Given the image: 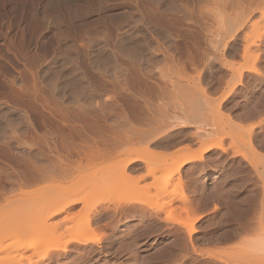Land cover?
<instances>
[{
    "label": "rangeland",
    "instance_id": "374dc122",
    "mask_svg": "<svg viewBox=\"0 0 264 264\" xmlns=\"http://www.w3.org/2000/svg\"><path fill=\"white\" fill-rule=\"evenodd\" d=\"M55 1L56 2H54V0H50L49 2L48 0H0V15L1 16L4 15L2 13L3 11H6L10 7L18 6L21 3L26 2L28 5H33L35 7V12L33 13L32 17H36L35 19L37 18L38 19L34 20V18H32L33 20H30L31 26L38 25L37 26L38 29L36 31L41 30L43 27L44 28L42 32L40 31L41 34L39 33V31H38V35L36 34L37 35L35 38L36 45L34 44V46H32L33 48L31 47L32 49L30 48L31 51L37 50L38 53L37 52L36 53L39 55L41 54L44 55V53L45 55L46 54L50 55L57 50L59 51L60 46L62 47L60 50L61 53L64 51L63 49H65V52H63V54H61V56L59 57L60 59H63L61 60V62H60V59H57V62L54 61L55 63L53 62V63L46 64V62L45 63L43 62L46 66L43 63L42 65L40 64L35 65V63H29V62H21V63L18 62L17 63L15 61H12L13 64L7 63L8 65H6L5 67V64L0 62V132L1 131L3 132V133L1 132L0 134H5V136L13 135L16 137V140H12L8 146L3 145L5 148L3 147L2 149L0 148V264H264V252H262L259 249L257 251L256 247H252V246H257L258 243H255V242L258 241L259 237L261 239V237H263L264 235V232H263L264 231V226H263L264 225L263 223L264 222L263 220L264 219V213H263L264 212V201H262L263 200L262 199V195H263L262 180H264V166L262 163L259 162V159H258L261 156H264V141H261L262 139L264 140V126H263L264 125V103H263L264 97H262L264 96L263 95L264 94V58H263L264 57V39L262 38V41L259 45V50H258L259 58H257L258 61L256 65L258 72L248 71L249 73L248 72L246 73L240 69L245 75L247 74L248 76L250 74V76L245 77L243 75L241 77L243 81L242 82L243 85L242 86L238 85L239 87L236 89V91H234V93L229 92V93L224 94V89L227 88L226 82L227 81L230 82V79L232 80V78H234L232 77L234 76L232 74H234L235 72L233 70L235 68L237 69V67L238 68L241 67V65L243 66L244 64V61L242 60V52L240 48L241 46L239 47L238 45H236L235 48L237 49L234 50V47H233L231 48L232 51L229 50L225 52L227 56L224 53L225 55L224 58L226 62H228L224 66H221L217 61H208L206 64H208L207 66L210 67L209 71L211 69L209 75H208V72H206L208 71V67L204 65L202 61H200V63L202 62L201 64L199 63V60H198L194 62V64L192 65L191 64L192 61L191 62L189 61L192 60V55L197 52L196 48L194 47H196L195 42L199 40V39L198 40L195 39V38H198L197 37L198 35L197 34H189V35L186 34V33H192L190 32V30L191 31L194 30L193 28L192 29L190 28L191 26L187 28V31L190 28L188 32L186 31L185 33L184 31H182L184 33H181V30H183L184 28L186 29L187 26L185 27V24L186 23L188 24L187 21L190 19V17L188 18V15L187 17L185 15L184 16L186 17L185 20L186 19L188 20L186 21L184 20V23L185 22L186 23L183 24L182 22L183 20L179 21L183 17L181 16V14L178 13L181 16V18L180 16H178V14H177V17L175 16V18H172L171 16L169 17L170 13L168 12L169 8H173L174 5H175L174 8L176 9V7L180 3V0H171V1L170 0H159V1L158 0L157 1L156 0H61V1L58 0L60 3L57 2V0ZM153 1H156V2H153ZM61 3L62 4L65 3V5L63 4L64 7L62 6ZM154 3L155 4L157 3V4L155 5ZM158 4H160L161 6H159ZM57 6H59V8ZM153 7L154 8L156 7L155 8L156 11L160 7L164 9L163 10L162 8H160L159 10L162 9L161 12H164L165 14L167 13L166 16L164 13L163 14L161 13L162 15L166 17L165 22L157 21L159 20V17L158 18L156 17L158 16V13H155V10H153ZM148 8L150 11L151 9L152 11H154L153 13L156 15L155 17L157 18V20L154 18L153 13H151V15L148 14L150 12V11L148 12ZM174 8L173 10L171 9L172 13L175 10ZM54 9L56 12L58 11V14L55 11H53ZM145 9L147 10V13ZM144 11L147 15L150 16V18L153 17L154 20L153 19L150 20L149 16L147 18L146 14L145 16L142 15ZM44 12L46 13L50 12L49 13L50 15L54 13L52 16L55 15L54 16L55 18L60 16L58 17L59 19H55V22L60 21V23L62 22V24H60L59 22H56V23L54 22L55 24L52 23L51 26H46V24L44 25V24L37 23L36 21L40 19V17L44 14ZM59 13H61L62 16L59 15ZM68 13H71L69 15L70 19L69 18L67 19ZM56 14H57V17H56ZM167 15L169 18L173 20L175 19V21L178 17L180 18V19L179 18L177 19L178 21L177 23L174 22L173 20L172 21L176 23V25L178 26L181 24H182L181 25L182 27L184 26L183 29H181L182 28L181 26L178 27L180 30L179 32L182 34V36L184 35L183 37L179 36L181 35L179 34V32H178L179 35L175 34L177 33L175 30H178V28L171 20L168 21ZM64 17L66 20L64 19V21H61ZM160 17L162 18V21H164L163 19L164 17L162 16ZM145 19L147 20L145 21ZM155 20L158 22V24L160 23V25H158L155 22ZM3 21L4 19L1 21V23ZM151 21H154L153 24ZM192 21L193 22L191 23H194L193 25L195 27L196 24H195L194 19ZM38 22H41V20H39ZM64 22L66 23L67 26L64 24ZM147 22L149 24H147ZM171 22L173 23V25H175L174 27L172 26ZM179 22H182V23H179ZM30 23L28 24L30 25ZM57 23L59 27L57 26ZM150 23L152 25H150ZM255 24H256V27L253 29V36L255 37L259 35L261 37H264V21L256 20ZM41 25H43L42 28H41ZM52 25H55L54 27H56V29L50 28L52 27ZM45 26L48 30L45 28ZM125 26H128V29L129 30L131 29L130 30L131 32L133 30V33H131L130 31L129 32L126 31L128 32L127 33L128 35L125 34L124 33L125 31L123 29L128 30L127 27ZM134 26H136L137 28H135ZM33 27H36V26H33ZM39 27L41 29H39ZM122 27H125V28H122ZM119 28H122L121 30L124 31L123 34L125 36L133 37V38L131 37V39L129 37V39L133 43L129 39H126V41L128 40L129 42L134 44L133 45L134 49L136 48L138 52L141 50L144 51V50H147V48L148 49L150 48L149 50L150 52L148 50H147L148 53L146 52L147 55L146 53H141L142 51L139 52L142 54L141 56H144L145 58L141 57L142 58L141 59L140 55L139 57L137 55L138 58L134 56L136 59H134L132 56L133 58L132 61L134 64L131 63L132 62L131 60H130L131 62L129 61L130 59L129 57L132 55V53L130 52H134L136 49L135 50L133 49L132 51V48H130L129 45H127L131 43H129L128 41H127L128 43L125 42V38L127 37H125L121 31L120 33L122 35L118 36ZM174 28H177V29H174ZM27 29L28 30L30 29L29 31L31 32H35V30H31L29 26L27 27ZM59 29L63 30V32L58 31ZM134 30L138 32V35L141 33L140 34L141 36L139 35L140 37H138L137 35L138 39L142 37L140 41L137 38L135 40L136 34L134 35V32H135ZM52 31H55V32H52ZM166 31L169 33H167ZM16 32H17L16 29L12 27H6V26L1 27L0 26V43L3 41L8 42V43L14 42L17 36L16 35L13 36V35ZM45 32H48V33L45 34ZM58 32H59L60 37H62L63 35L65 36L61 38L60 40L62 43L58 39L55 38L62 44V45L58 44L59 47L57 46V43H56L57 41L56 42L53 41L54 37H56L54 33L58 34ZM193 33H197V31L196 32L193 31ZM166 34L168 36L170 35L171 37H173L172 41L169 40L171 37L169 36V39H168V36ZM198 34L200 35L199 37L201 38L200 40L202 41L203 37L201 36L200 32ZM165 35L167 36V39H164L166 38ZM190 35L194 36L193 37L194 42H192L193 41L191 39L192 36L190 37L191 40L188 39V36ZM52 36L54 37L52 38ZM117 36L121 38V39L119 38L120 42L118 38H117L118 40L116 39ZM60 37H58L57 35V38L60 39ZM51 38L53 40H51ZM122 38L124 41H122ZM141 40H144L145 42L144 41L141 42ZM121 41L125 44L127 43L126 44L127 47ZM134 41L136 42V45H138V43L140 44L137 47H135L136 45ZM165 41H166V44H167V41L168 42L170 41V43L173 42L171 44H174V43L175 44L173 46L170 44L171 47L168 49L167 47H165L166 46V44H164ZM201 41H198V42H201ZM144 43H146V45L148 43L150 47L149 46L147 47ZM176 43H177V46H176ZM141 44H143V46L145 45L147 48L144 46L146 49L143 47L142 49ZM158 44L161 45L160 46L161 48L162 47L165 49L167 48L168 54L171 53L173 56L170 54V55H167L168 57L166 56V58H163L160 52L159 53L156 52L157 54L151 55L152 54L151 51L155 49L154 46L156 47V45ZM162 44H164V46ZM55 45L57 46V49L55 48L56 47ZM120 46L122 47L121 49L123 48L126 49L129 47L131 51L130 49H126V50H128L127 53H130V55H128L126 51H125L126 53L125 54L123 52L124 49L123 50L120 49L119 51ZM174 46H176L175 50H174ZM138 47H140L139 48L140 50L138 49ZM192 47L193 49L196 50V52L192 51ZM0 54L6 55V51L3 50L0 52ZM104 55L105 57H103ZM127 55H128V58H127ZM154 55L156 56L155 58H154ZM188 55L191 57L190 59ZM158 56H160L161 58ZM169 57L173 61L170 60L171 61L170 62ZM67 58L71 59L70 62L73 61L72 63H75V64L72 65V63H70L68 61L69 59ZM101 58H103V60L106 58L105 64L107 63L109 65L113 62V60H115L117 64L113 62L115 65L112 63L114 66L111 68V65H112L111 64L109 68L107 64H106L107 66L104 64V61H101L102 60ZM110 58H114V59H110ZM139 58L141 59V61L149 58L148 60H151V61H144V63L152 62L155 64V66L159 64V62L155 63V61H158L159 58L160 60H164V59L166 60L164 61L159 60L161 62L159 64V68L158 66H156L155 68V66L153 65V67L156 69L155 71L154 68H153L154 70L152 69V65H151L152 63H150L151 66L149 65V63H147L148 66L147 65L143 66L145 67L143 69H141V67H138L140 66V64L141 66L144 65V63L142 64L140 60H137ZM167 59H168V62L165 63ZM66 60L68 61V63L66 62ZM94 60L95 61L97 60V62H95ZM62 61H65L64 67H63V64L61 65V63H63ZM98 61H101L102 63L100 64V62ZM135 62H137V64L140 63L137 66L139 68L140 73H143L144 69L145 70L152 69L154 73L157 72V74L158 73L160 74L162 70L168 73L173 72V74H170L172 77L179 78L181 76L182 80L183 78L184 79L188 78L189 80H191L193 76L195 77L198 76L199 79L201 78L200 81L201 80L204 81L203 82L204 85L203 83H201L202 82L201 81L200 82L201 84L199 85L201 89H198L199 88L198 86H196L194 89L191 88V91L192 92L194 91V93L196 94L195 95L193 93V96L195 97L198 95L199 97L200 90L201 91L203 90L204 92L208 91L212 93V94L208 92L206 93V95L211 99H215L217 101L216 98H218V101H219V98H220L221 99L220 101L222 102V104L220 105L222 106V108H226L227 106L226 108L227 111H225V109L223 110L222 108H220L221 106H219V112L222 113L223 115L230 116V119L236 123L238 122V124L240 125L239 128L242 129L241 132L240 130L239 131L236 130L237 132L232 130L233 134L231 135V137L228 138V140H226L224 147L225 148L227 147L226 148L227 151L229 150L228 152L229 157L226 158L225 160L226 170L224 171V173H221L222 175L220 178L215 179L213 181L211 180V178H208V180H204L202 184L203 185L205 184V186L203 187L200 186L199 184L198 186L197 185L192 186L194 185V183H190L188 180V177L185 175L187 165L181 169L180 174L178 173L179 175L175 174L172 176L169 183L175 189L174 196H176L177 198L181 200L180 201L177 200L173 202L172 207H171L172 212H170L171 214H168L169 216H167L166 213H163L164 215L162 214V217H161L162 219L158 220L159 223L157 220H154L155 218L150 219V217L152 216L147 218L149 215L144 213V210L146 211L149 208L152 209L151 205L156 206L159 203L158 202L159 199H157L158 197L152 198L151 196L150 198V196H147V199H148L147 200L148 202H147L145 199L146 196L144 197L145 188L141 186L139 189H137V188H132L131 186V184L133 185L134 183L135 175H138L137 173L139 172L137 171L132 172L130 170H126L125 172L126 174L124 173V174H121L120 176V174L118 173L119 176H116L118 174L115 171L114 172L116 173V175H114V172L109 173L105 171L106 172L105 173L103 170L106 167L113 166L117 162L118 158L116 157V155H117L118 149L124 150L127 147L126 143L117 144L118 138H120L119 136L121 135L124 136V134H126V131H123L125 133L122 132L121 134V130L122 129L127 130V128L126 127H122L121 129L119 128L120 131L118 130V128L117 129L115 128L116 131L117 130L119 131L118 134H115L114 132H111L113 130L109 128V126L111 127L110 125L111 120L108 121L109 117L107 119L103 118L105 122L101 121L103 120L102 117H98L95 119L91 118L93 121L94 120L97 121L98 119L97 125L98 124L99 125L97 126V131H96L95 130L96 126H92L93 125L92 123L94 122H91L92 125L90 126L94 127L95 129L92 130V127H89V129L85 128L86 130H88L87 132H89V130L91 131V133L89 132L88 134L84 132L85 130L84 127H86L85 123L92 121L91 119L86 117L88 115L86 116L84 115V117L82 115L81 116L76 115L78 118H80V120L78 119L79 122L81 121L80 123L77 121L74 122V120L77 118V117L75 118V116H73L72 119L69 118L70 110L72 112L71 113L72 115L74 113L77 114V112L72 111V109L76 105L74 103L76 102H73V104L69 103L73 101V95L77 92L80 93V95L77 93L79 95V98H81L80 96L83 93L84 94L82 95V97L83 96L85 97L86 95L88 96L90 94L92 95L93 92L89 93L92 90L86 91V89L87 90L94 89L96 91H99L100 93L96 91L93 93L95 96H97V99L99 96L102 97L105 95L104 99L100 97L99 100L102 99L104 101L106 99L109 103L107 106L110 105V107H112V109L108 108L109 109L108 111L106 104H105L106 107L103 104L102 105L103 107L102 106L101 107L107 109V110L105 109V113L107 111V113L109 112V115H110V114H113L115 110L117 111V109L113 107V106H116V108H118L117 105L119 102L117 100L119 99L128 100L129 98H131V97H126V95H124V93H126V90L123 89L122 87L124 88L127 87L128 86L127 84L131 81L133 82L135 80L137 81L138 75H140L138 73L136 75V72L138 71V69H135L137 71L134 73L135 71L134 68L137 65L135 64ZM69 63L72 65L70 66V69L72 67H73L72 69H74L73 71L69 69L70 72L68 70ZM211 63L213 66L212 68L210 66ZM202 64L205 66V69ZM130 65L134 68L133 69L130 68L131 67ZM36 66L37 67L39 66V67L37 68ZM102 66L105 67L103 68L106 69V71L102 68ZM10 67H12L13 69ZM79 67L81 69V72L77 71ZM146 67H149V68H146ZM160 67H162L161 70H159ZM101 68H102V71L100 70ZM200 69H201V72L199 71ZM202 69L205 71L203 72ZM242 69H245V68H242ZM57 70H59V72L61 71L62 73L61 72L58 73ZM237 70L235 72L236 74L235 78L238 76ZM71 71L73 72V75ZM131 71H133L135 78L137 79L133 80L134 77L129 76L130 74H133ZM147 71L144 73L149 76L150 72L152 71H148V73ZM181 72H183L182 73L183 75L181 74ZM20 73L21 75H19ZM77 73L80 75H78ZM81 73L83 74V77ZM204 73H206L205 74L206 76H204ZM155 74H154V77H156ZM159 74L157 76H159L160 78ZM251 74L252 76L253 75L255 76V80L256 78H261V79H257L255 82L254 77H253L252 79L253 81H252ZM53 75H55L56 77H58L59 75L57 82H55L56 78L54 79L55 76L53 77ZM74 75L80 76V77H76ZM184 75L185 77H182ZM210 75L212 76V78ZM75 77L76 78L82 77V79L80 81L79 79H75ZM128 77H131V80H129V82H127V80L129 79ZM149 77L151 78V79L149 78L150 80L154 79V77L153 78L151 76ZM203 77H208L210 80H212L211 82H213V84H211V82L209 81L210 86L209 87L205 86L209 84L208 82H207L208 84L206 83V81H208V78L207 79L205 78L206 79L205 81ZM159 78L157 77L154 80L156 81V79H159ZM219 78H221L223 82L220 81L221 79L219 80ZM19 79L20 80L23 79V80L19 82ZM195 79L198 80L197 78H194V80ZM258 80L260 82H258ZM16 81L18 82L16 83ZM73 81L75 82V84L73 83L74 85L71 84V87H69L70 82H73ZM101 81L105 84V86L100 85V83L103 84ZM97 82H99L98 84L101 86L100 88L101 90L99 89L100 86L97 85ZM120 82L122 83L125 82L126 83L124 84L125 86H123L122 83ZM246 82L250 83V85ZM11 83H13V85H11ZM15 83L17 86L19 85L23 87L21 88L19 86L17 87ZM18 83H21L22 85ZM52 83H55V84L53 85ZM58 83L60 85L59 89H58V86H59ZM114 83H117V84H114ZM220 83H223V85L225 86H222V84ZM94 84H96L97 87ZM118 84L121 86V88ZM215 84L218 85L219 87H217ZM55 85L57 86L58 91H56L57 89L55 88L56 87ZM116 85L118 86L116 87ZM118 87L120 88V90L121 89L123 90V91L122 90L121 91L119 90V91L123 92L121 94L124 95L125 98L123 96L122 98H120V95H121L120 92L117 93ZM244 87L248 88L249 92L245 91L247 90L245 88L244 91L246 93H244L243 91ZM249 87L250 88L252 87L251 88L252 90H249L250 89ZM209 88L210 90L211 89L212 90L209 91ZM72 89L75 91L76 89H78L79 91H76V92L74 91L75 93H73L72 95L71 93ZM85 91H86V94H85ZM251 91H254V92H251ZM87 92L89 94H87ZM188 92L190 93V89L188 90ZM70 94L72 97V101H69L71 100L70 97L66 98V96H69ZM217 94H219L220 96H218ZM118 95L119 97H116ZM231 95H235V97ZM57 96H59L58 98H60L59 99L60 101H61V98L63 97L61 102L64 101V104L58 101L57 100L58 98L55 99V97ZM213 96H216V97H213ZM237 96L239 99L237 98ZM245 97L247 98V100ZM53 98L55 101H52ZM66 99L69 104H67ZM133 99L134 97H132L130 100H133ZM106 100L104 103H106ZM136 100H133V101L138 104L140 100L138 98H136ZM257 100H259V102ZM133 101H132V104H134ZM157 101L160 102V100H157ZM235 101L237 104L233 103ZM254 101L257 102V104L254 103ZM56 102H58L57 105L55 104ZM113 102L117 103V105H115ZM260 102H262V105H260ZM121 103H124V102L120 101L119 104ZM141 103L142 102H140L139 104L140 106H138L137 104H134L133 108L135 107L134 109L137 111L138 107L140 108L142 106ZM160 103H163V102L161 101ZM226 103L227 104L229 103V104L227 105ZM242 103H244V105L246 106L242 105ZM111 104L113 106H111ZM58 105L60 106L58 107ZM64 105L70 108V110L68 108L69 114L66 113L67 109L64 107ZM233 105L235 109L233 108ZM238 105L240 107H238ZM254 105L255 107L257 105L260 106L259 108L256 107V109L257 108L260 109L261 112H259V110L257 112L256 109L253 108ZM70 106H74V107L72 108ZM167 106H170V105H167ZM249 107H250V112H251V109H253L254 114L259 113L260 115L259 114L253 115L251 112L254 119L251 118L252 116L251 114H249L250 112L248 110ZM167 108L168 107H166V109ZM171 108L170 109L168 108L167 110H169V112H174L175 116L177 117L176 122L178 120L179 121L177 124L176 123L174 124L175 126L174 125L170 126L169 127L170 130L167 128L166 129L167 132L164 131L163 134L167 135L170 132L172 135L174 134L176 136L178 135L182 136L183 132H184V135H186L185 133H188L189 130L194 131V129H192V128H195L194 123H193L194 126L192 125V123H190V126H189L188 121H186L189 119L181 118L180 116L181 114L179 110L172 108L173 109L172 111ZM228 108H230V110ZM176 110L178 112H176ZM236 113H238L239 116H237ZM60 116L61 117L65 116L67 118V119H64L66 120L65 122L67 124L63 123L64 122L63 118L65 117L60 118ZM85 117L88 118L90 121L89 120L87 121V119L85 120L84 119ZM232 117L235 119H233ZM248 117L250 120L248 119ZM10 119L12 121H10ZM258 119L262 123H260ZM208 120L210 119L208 118ZM96 121H95V124H96ZM99 121H101L102 125L104 123V127H105V124L106 126L109 124L107 128H109L110 131H108L109 129L107 130L106 127L105 128L102 127L105 130V132L106 130L108 131L106 132L108 134L103 133L104 132L103 129H102V133L98 132V128L99 130L101 128ZM253 122L258 123V125L256 124V127L258 126L259 129L255 127V131L259 130L258 133L261 132V134L259 133L260 135L258 136L260 137V139H258V137L251 138L250 140L251 143L249 147L250 149L248 150L247 143L244 141L246 140V138H244L245 136L244 137L241 136L243 135L241 133L244 129H247L246 127H249L251 124L253 125ZM62 124L64 126L66 125L65 129ZM70 125L72 126L70 127ZM183 126H186V127H183ZM61 127H63V129ZM67 127L73 130H74L73 127H77L76 130L79 131L78 132L79 134L77 133L78 135H76L75 137L71 136L76 130L74 131L70 130L73 133L72 132L69 133V131H67L68 130ZM59 129L62 131H60ZM14 130H15V133H13ZM80 130L82 133L84 132V135L80 133ZM63 131L65 134L63 133ZM93 131L96 133V135L101 136V138L103 139H106V137H109V139L110 138L113 139L115 135L118 138L115 137L113 142L115 141L116 142L112 144L113 142L107 141L108 138L107 140H101L99 137L95 135ZM238 133L241 135L239 136ZM63 135L65 137V138L63 137L64 139L61 138ZM79 135L80 136L87 135L88 137L86 136L85 138H83V136L80 137ZM78 136L80 138H78ZM236 136H238L243 141L237 138ZM256 139L258 140L256 141ZM12 142H16V143H12ZM152 147L150 146L149 148L153 153H163L165 154L166 157H171L172 155L175 154V152L179 150H185L187 147L192 148L196 146L194 144H191L189 146L188 143L185 144V142H181L180 144H177L176 146L174 145L168 146L169 148L168 147H165V148L157 147L156 148L154 146ZM233 147L234 149L236 150L238 149L239 151L240 149H242V151L248 150L246 151L248 154L246 152L242 153L240 151V153H242L243 156L239 155L240 154L239 152L237 153V155L235 154V156H233L234 151H232L233 153L232 152L231 153L233 157H231L230 150H234ZM39 150L40 152H43V153H40ZM18 151H23V158L21 156V159H20L19 155H21L22 152H18ZM165 151L167 153H165ZM212 151L215 152L217 150L214 149ZM212 151L208 152V156L210 157L211 160H213L215 157L214 155H216ZM38 153L41 155L45 153L47 156H50V158H47L46 155H42V156H45V157H42ZM244 155L246 156L244 157ZM207 159L209 160V158ZM137 163H140V162H137ZM207 163L208 165L210 164V162L208 161ZM256 164L258 165V167ZM253 165L257 167L258 169L257 171L253 170ZM38 167L42 168L41 170L44 176L35 179L33 178L35 174H33L32 172L35 171L39 173L40 169L37 170ZM96 168H101L100 174H99V171L97 172L98 174L97 176L95 175V173L89 174L91 171H93ZM64 169L65 171L67 169L69 173L68 172L65 173V171H63ZM105 170H107V168ZM108 171H111V170L109 169ZM142 172H143L142 169H140V173ZM129 174L132 176H130ZM84 175H87L86 179L80 183H77V179ZM164 175H165L164 173L159 174L157 178L159 180H162L164 178L163 177ZM27 176L30 177V180L27 182H24L23 179ZM64 188L69 190L70 192H73L75 189L81 191L82 195L83 196L85 195L87 198L85 205L84 203L82 204V202H77L74 204V206L68 209L66 208L65 211H61L60 213L56 214V216H54L53 218H50V217L46 218L47 214H49L56 208V206L53 205V202H54L53 200L57 197L59 191ZM138 196L141 199L142 198L144 199V203L146 204L145 205L142 204V205L144 206V208L146 207L145 209H142L141 207L142 205H139ZM183 198L187 200V202L186 201L185 202L188 203L189 205L188 204L186 205V203H183L184 202ZM181 201L183 204L187 206V209H193L195 220L197 218V220L194 221V227H193L194 232L193 233L191 232L192 234L191 237L190 235L188 236V234L184 231L182 233L180 232L179 234H177L174 232V229H173L176 225V222H178L177 220H179V217L180 219H182L184 218L186 214V212H184L186 210V206L181 204ZM149 205L151 207H149ZM138 207H140L143 210V212ZM173 207H174V210H173ZM99 211H100V214H97V212ZM101 211L103 212L101 213ZM261 216L263 218H261ZM59 225H61V227ZM243 225L245 226L243 227ZM47 226H50V229L48 228V230H46V233L43 235V237L37 241V238L34 234L35 228L42 229L45 227L47 228ZM56 226H57V229H56ZM245 227H247L248 229ZM24 229L25 231L29 230L24 233L28 236L27 238H25V240L34 244V247H32V250L24 254H39V256L38 257L34 256L30 259H27L26 257H21V259L17 261H13L11 258L8 257L7 254H14V253L10 252L7 246L11 238L19 234ZM30 229H32L33 231ZM51 233H55L53 237L54 239L53 238L51 239ZM70 235H78L82 238V240L84 239L85 241L80 240L83 243L78 241V242H72L66 245L65 243H67V241L69 240ZM252 242L254 245L252 244ZM250 244H252V246ZM64 245L67 246L66 250L63 249ZM183 247H185L186 249L185 248L183 249ZM253 249L256 251H251ZM259 251H261L262 253ZM41 257H43V259L39 260Z\"/></svg>",
    "mask_w": 264,
    "mask_h": 264
},
{
    "label": "bare ground",
    "instance_id": "6f19581e",
    "mask_svg": "<svg viewBox=\"0 0 264 264\" xmlns=\"http://www.w3.org/2000/svg\"><path fill=\"white\" fill-rule=\"evenodd\" d=\"M50 0H48V2H49ZM61 1V0H60ZM157 1V0H156ZM156 1H153V2H156ZM159 1V0H158ZM171 1V0H170ZM22 2V1H21ZM32 2H34V1H32ZM52 2V1H51ZM54 2H56L55 0H54ZM57 2H59L58 0H57ZM66 2V1H65ZM161 2V1H160ZM159 2V3H160ZM36 3V2H35ZM60 3V2H59ZM58 3V4H59ZM52 4V3H51ZM62 4V3H61ZM64 5H65V3H63ZM63 4H62V6H63ZM155 4V3H154ZM157 4V3H156ZM155 4V5H156ZM176 4H178V3H176ZM48 5V4H47ZM50 5V4H49ZM159 6H161L160 4H158ZM56 6V5H55ZM60 6V5H59ZM59 6H57L58 8H59ZM150 6H151V4H150ZM149 6V7H150ZM40 7V6H39ZM49 7V6H48ZM64 7V6H63ZM173 7V6H172ZM174 7H175V5H174ZM173 7V8H174ZM57 8V9H58ZM66 8H67V6H66ZM151 8V7H150ZM156 8V7H155ZM154 7H153V10H155V13H158V16H156L153 12L154 11H152V9H151V11L149 10V8H148V14L149 15H151V13H153V15H154V18L157 20V18L159 17V20H157V21H161V22H165V16H166V14L164 13V12H161L162 11V7H160V8H162L161 10H157L156 11V9H155ZM173 8H169V13H170V15H169V17L171 16L172 18H175V16L177 17V14L179 13V14H181V16H183L182 17V19H180L181 18V16L178 14V16H180V20L179 21H182L183 22V24H185L184 23V20H185V18L187 17V15H188V18L190 17V22H189V20L188 19H186V20H188L187 22H188V24L186 23L185 24V27H186V29L184 30L183 29V27L181 26V25H179V26H181L182 28L181 29H183V30H181V33H186V31H187V28L188 27H190L191 29L193 28L194 30H190V32H192V33H186L187 35H189V34H197L196 36L198 37V38H195V39H199L198 41H201L200 39V35L198 34L199 32H200V34H201V36L203 37L202 39V41L201 42H198V41H196L195 43H196V45H195V43H194V45L196 46V47H194V48H196V50H197V52H196V50L195 49H193V47H192V51L193 52H196L195 54H193L192 55V60H190L189 62H191L192 61V65L194 64V62H196V61H198L199 60V63H200V61H202L203 62V64L204 65H208V64H206L208 61H217L221 66H224L226 63H228V62H226V60H225V55H226V53L225 52H227V51H229V50H231L232 51V49L231 48H233L234 47V50L235 49H237V48H235V46L236 45H238L240 48H241V52H242V60L244 61V64H243V66L241 65V67H237V74H238V78L236 77L235 78V76H236V74H235V72H236V70L234 69L233 71H235L234 72V74H232V75H234V76H232V77H234V78H232V80L230 79V82L229 81H227L226 82V89H224V94H226V93H229V92H233L234 93V91H236V89L239 87V86H242L243 85V81H242V79H241V77L244 75L245 77H248V76H250V74L247 76V74L245 75L243 72H258L257 71V67H256V65H257V58H259L258 57V50H259V45H260V43H261V41H262V38L264 39V37H261V36H253V29L256 27V24H255V21L257 20V21H264V0H180V3H179V5L176 7V12H175V10L173 11V13H172V10H173ZM52 9V8H51ZM172 9V10H171ZM67 10V9H66ZM164 10V9H163ZM53 11H55V9L53 10ZM52 11V12H53ZM65 11V10H64ZM145 11H146V13H147V10L145 9ZM145 11L143 12V14L142 15H144L145 16ZM35 12V7L33 6V5H28L26 2L25 3H21V4H19L18 6H14V7H10L9 9H7L6 11H3L2 13L4 14V15H0V26L1 27H4V26H6V27H12V28H14V29H16V33L13 35V36H17L16 37V39H15V41L14 42H10V43H8V42H5V41H3V42H1L0 43V52L1 51H6V55H1L0 54V62H2V63H4L5 64V67H6V65H8V64H13L12 63V61H15V62H19V63H21V62H29V63H35V65H42V63L44 62H46V64L47 63H53L54 61H56L57 62V59H60L59 57L61 56V54H63V52H65V49H63L64 51L61 53V46L59 47V45L58 44H61L62 42L60 41L61 40V38H63V37H65L63 34V36L62 37H60V35H59V32H58V34H55L54 33V35L56 36V37H54V36H52V38L54 37V40L51 38V40H53L54 42H56L57 43V46L59 47V51L57 50V51H55V52H53L52 54H46L45 55V53H44V55H39V54H37L38 53V51L36 50V51H31L30 50V48L32 47V46H34V44L36 43V40H35V38H36V36L38 35V31H39V33H40V31L42 32V30H43V25H41V28L39 27V29H41V30H38V31H36L38 28H37V26L38 25H32L31 26V23H30V20H33L32 18H34V20H37V19H35L36 17H32L33 16V13ZM51 12V13H52ZM56 12V11H55ZM68 12H70V11H68ZM71 12H73V11H71ZM50 13V12H49ZM48 12L46 13V12H44V14L40 17V19L39 20H41V22H43V23H41V22H38V21H36L37 23H40V24H46V26H51V24L52 23H54L55 22V19H59L58 17H60V16H58L57 17V14H58V11L56 12L57 14H56V17L57 18H55L54 16H52L53 14H49ZM65 13V12H64ZM64 13H63V15H64ZM164 13L165 14V16L164 15H162V14ZM168 13V14H169ZM171 13H172V15H171ZM175 13V14H174ZM71 13H68V17H67V19L70 17L69 15H70ZM73 14V13H72ZM140 14V15H141ZM59 15H61V13H59ZM66 15V14H65ZM74 15V14H73ZM72 15V16H73ZM141 15V16H142ZM147 15V14H146ZM149 15H147V18H148V16ZM162 16V17H164L163 19H164V21H162V18L160 17V16ZM186 15V17H184ZM35 16V15H34ZM62 16V15H61ZM67 16V15H66ZM76 16H77V14H76ZM140 16V17H141ZM157 18H156V17ZM193 16V17H192ZM167 17H168V15H167ZM168 17V21L169 20H173V19H171V18H169ZM146 18V17H145ZM149 18H150V16H149ZM154 18L153 17H151L150 18V20H154ZM177 18V19H178ZM4 19V21L1 23V21ZM64 19H65V17L61 20V21H64ZM70 19V18H69ZM177 19H176V21H175V19L173 20L174 22H178L177 21ZM194 19V21H195V27H194V23H191V22H193L192 20ZM66 20V19H65ZM80 20V19H79ZM147 19H145V21H146ZM149 20V21H150ZM155 20V22L158 24V22ZM185 20V21H186ZM144 21V22H145ZM148 21V22H149ZM172 21V22H173ZM35 22V21H34ZM33 22V23H34ZM56 22H59L60 23V21H56ZM55 22V23H56ZM66 22V21H65ZM64 22V24L66 25V23ZM147 22V24H149ZM152 22V24H153V22L154 21H151ZM171 22V23H172ZM173 22V23H174ZM182 22H179V23H182ZM28 23H30V25L28 24ZM54 23V24H55ZM156 23H155V25H156ZM170 23V22H169ZM173 23H172V26L174 27L175 25H176V23H174L175 25H173ZM191 23V24H190ZM60 24H62V22L60 23ZM63 24V25H64ZM123 24V23H122ZM122 24H120V25H122ZM146 24V23H145ZM151 23H150V25H152ZM31 28V30H35V32H31V31H29L28 29H27V27L28 26ZM79 25H81V24H79ZM84 25V24H83ZM154 25V26H155ZM158 25H160V23L158 24ZM157 25V26H158ZM169 25V24H168ZM33 26H36V27H33ZM46 26H45V28H46ZM55 25H52V27H50V28H55L56 29V27H54ZM57 26H58V23H57ZM67 26V25H66ZM142 26V25H141ZM178 25H176V27L178 28L179 27ZM32 27H33V29H32ZM59 27V26H58ZM60 27H62V26H60ZM65 27V26H64ZM79 27V26H78ZM82 27V26H81ZM125 27H127V29H128V26H125ZM125 27H122V28H125ZM135 28H137L136 26H134ZM171 27V26H170ZM172 27V28H173ZM35 28V29H34ZM67 28V27H66ZM122 28H119V33H120V31L122 32V34H123V32L125 33V34H127L130 30L128 29V30H125V29H123L124 31H122L121 29ZM132 28V27H131ZM134 28V29H135ZM177 28H174V29H177ZM189 28V29H190ZM198 30H197V29ZM47 29V28H46ZM46 29H44V30H46ZM54 29V30H55ZM64 29V28H63ZM116 29H117V27H116ZM189 29H188V31H189ZM48 30V29H47ZM65 30V29H64ZM160 30V29H159ZM49 31H50V29H49ZM56 31V30H55ZM55 31H52V32H55ZM58 31H62L63 32V30H61V29H59ZM126 31H128V32H126ZM135 31V30H134ZM177 33H175V34H178V32L180 31L179 30V28H178V30H175ZM182 31H184V32H182ZM187 31V32H188ZM193 31H197V33H193ZM37 32V33H36ZM44 32V31H43ZM117 32V33H118ZM131 32V31H130ZM140 32V31H139ZM142 32V31H141ZM167 32V31H166ZM46 33H48V32H45V34ZM57 33V32H56ZM118 33V36H121L122 34L120 33L119 34ZM131 33H133V30H132V32ZM167 33H169V32H167ZM180 32H179V34H181ZM37 34V35H36ZM41 34V33H40ZM39 34V35H40ZM136 34V35H135ZM141 34V33H140ZM139 34V35H140ZM164 34V33H163ZM174 34V35H175ZM178 34V35H179ZM53 35V34H52ZM57 35H58V37H60V39L59 38H57ZM124 35V34H123ZM128 35V34H127ZM129 35H130V33H129ZM132 35V34H131ZM134 35H135V40H136V38L138 39V37H140L139 35H138V32L137 31H135L134 32ZM133 35V36H134ZM137 35H138V37H137ZM167 35V34H166ZM165 35V36H166ZM186 35V36H187ZM116 37V39L118 38H120V37ZM125 36V35H124ZM143 36V35H142ZM168 36V35H167ZM167 36H166V38H164V39H167ZM170 36V35H169ZM169 36H168V39H169ZM179 36H182V34L181 35H179ZM184 36V35H183ZM182 36V37H183ZM192 35H190V36H188V39H190V37H191ZM49 37H51V36H49ZM48 37V38H49ZM125 37H127V36H125ZM130 37V36H129ZM129 37H127V38H125V42H127L126 41V39H129ZM132 37V36H131ZM131 37H130V39H131ZM171 37V36H170ZM193 37L194 36H192L191 37V39L193 40ZM58 39V40H56V39ZM133 38V37H132ZM172 38L173 37H171L169 40H171L172 41ZM185 38H187V37H185ZM117 39V40H118ZM121 39V38H120ZM120 39H119V42H120ZM129 39V40H130ZM140 39H142V37L140 38ZM140 39H138L139 41H140ZM190 39V40H191ZM50 40V41H51ZM65 40V39H64ZM134 40V39H133ZM53 41H52V43H53ZM63 41V40H62ZM122 41H124L123 40V38H122ZM121 41V42H122ZM131 41V40H130ZM142 41H144V40H141V42ZM129 42V41H128ZM127 42V43H128ZM132 42V41H131ZM131 42H129V43H131ZM135 42V41H134ZM145 42V41H144ZM164 42V41H163ZM175 42V41H174ZM192 42H194V40L192 41ZM55 43V44H56ZM64 43H65V41H64ZM63 43V44H64ZM74 43V42H73ZM76 43V42H75ZM80 43H81V41H80ZM79 43V44H80ZM118 43V42H117ZM123 43V42H122ZM126 43V44H127ZM133 43V42H132ZM127 44V45H129V47L130 48H132V51H133V49H134V44ZM162 43V42H161ZM171 43H173V42H171ZM170 43V41L168 42L167 41V44H166V41H165V43L164 44H166V46L165 47H167L168 49L171 47V45L173 46L174 44H171ZM123 44H125V43H123ZM126 44H125V46H126ZM140 43H138V45H139ZM145 45H146V43H144ZM164 44H162L163 46H164ZM171 44V45H170ZM36 45V44H35ZM62 45V44H61ZM81 45V44H80ZM79 45V46H80ZM135 45H136V42H135ZM138 45H136L135 47H137ZM142 45V46H141ZM140 46H141V48L143 47V48H145L146 46L148 47H150V45H148V43H147V45L144 47L143 46V44H141ZM159 45V44H158ZM156 45V47L154 46V48L157 50H152V48H151V55H153V54H157L156 52H160V54H161V56L163 57V58H166V56L167 55H170V54H168V50H167V48L165 49V48H161L160 46L161 45ZM193 45V44H192ZM56 46V45H55ZM57 46L55 47L56 49H57ZM64 46V45H63ZM122 46V45H121ZM120 46V48H119V51H120V49L123 47H121ZM124 46V47H125ZM176 46H177V43H176ZM176 46H174V50H175V47ZM237 46V47H238ZM127 47V46H126ZM126 48V49H130V48ZM146 47V48H147ZM152 47V46H151ZM238 47V48H239ZM33 48V47H32ZM31 48V49H32ZM35 48V47H34ZM36 48H38V47H36ZM54 48V49H55ZM64 48V47H63ZM140 47H138V49H139ZM142 48V49H143ZM145 48V49H146ZM178 48V47H177ZM74 49V48H73ZM124 49V48H123ZM123 49H121V50H123ZM126 49H124V53H125V51H126V53H127V51L128 50H126ZM136 49V48H135ZM134 49V50H135ZM172 49V48H171ZM35 50V49H34ZM77 50V49H76ZM140 50V49H139ZM147 50L149 51L150 50V48L148 49L147 48ZM147 50H141V51H139V52H141V53H146L147 52ZM173 50V51H174ZM130 51H131V49H130ZM129 51V52H130ZM137 52V54H136V52ZM134 52H130V53H132V55L129 57L130 59H129V61L131 60L132 61V59L134 58V59H136V58H138L139 57V55H140V58L141 57H144V56H141L142 54L141 53H139L138 51H137V49L135 50ZM177 51V50H176ZM191 51V52H192ZM37 52V53H36ZM70 52V51H69ZM74 52V51H73ZM122 52V51H121ZM150 52V51H149ZM169 52H171V51H169ZM75 53V52H74ZM73 53V54H74ZM105 53V52H104ZM125 53V54H126ZM130 53H127L128 55H130ZM139 53V54H138ZM148 53V52H147ZM147 53H146V55H147ZM173 53V52H172ZM224 53H225V55H224ZM230 53V52H229ZM71 54H72V52H71ZM102 54V53H101ZM108 54V53H107ZM123 54V53H122ZM124 54V55H125ZM176 54V53H175ZM191 54V53H190ZM75 55H77V54H75ZM99 55V54H98ZM97 55V56H98ZM106 55V54H105ZM105 55L103 56V57H105ZM128 55H127V58H128ZM137 55H138V57H137ZM145 55V56H146ZM159 55V54H158ZM172 55V54H171ZM110 56V55H109ZM112 56V55H111ZM126 56V55H125ZM132 56H133V58H132ZM136 58H135V57ZM173 56V55H172ZM178 56V55H177ZM189 56V55H188ZM227 56V55H226ZM64 57V56H63ZM77 57V56H76ZM102 57V56H101ZM107 57V56H106ZM113 57V56H112ZM150 57V56H149ZM156 56L154 55V58H155ZM158 57H160V56H158ZM168 57V56H167ZM171 57V56H170ZM170 57H169V61L171 60L170 59ZM175 57V56H174ZM137 59V60H140V62H142V64L144 63V61H151V60H148V59H145V60H142L141 61V59ZM145 58V57H144ZM143 58V59H144ZM153 58V57H152ZM161 58V57H160ZM160 58H159V60H160ZM162 58V59H163ZM191 57L189 56V59H190ZM261 58V57H260ZM264 58V57H263ZM67 59H69V58H67ZM96 59V58H95ZM98 59V58H97ZM102 60L101 61H104V64H105V59L103 60V58H101ZM108 59V58H107ZM110 59H114V58H110ZM61 60H63V59H60V62H61ZM153 60V59H152ZM158 60V59H157ZM155 61V59H154V61H155V63L156 62H159V64L161 63L160 61H164V60H166V59H164V60H160V61ZM174 60H176V59H174ZM178 60H180V59H178ZM177 60V61H178ZM69 62L71 61V59H69L68 60ZM68 61L66 60V62L68 63ZM95 61V60H94ZM101 61H98V62H100V64L102 63ZM130 61V62H131ZM153 61V62H154ZM171 61H173V60H171ZM170 61V62H171ZM60 62H59V64H60ZM63 63H61V65L63 64V67L65 66L64 65V62L65 61H62ZM73 62V61H72ZM72 62H70V63H72ZM95 62H97V60L95 61ZM110 62H112V61H110ZM109 62V63H110ZM113 62L114 63H116L117 64V62H115V60H113ZM112 62V63H113ZM168 62V59H167V61H165V63H167ZM201 62V63H202ZM217 62H216V64H217ZM8 63V64H7ZM43 63V64H44ZM55 63V62H54ZM69 63V68H68V70L70 69V66H72L73 64H75V63H72V65ZM111 63V64H112ZM113 63V64H114ZM131 63H133V61L131 62ZM147 63H149V65H150V63H152V62H146V63H144V65H142L141 66V64L140 63H138V64H140V66H138V64H137V62H135V64H137L136 65V67L134 68V67H132L131 65V67L130 68H134V70L135 69H138V71L137 70H135L134 71V73L136 72V75H137V73L138 74H140V75H138V79L137 78H135V75H134V73H133V71H131L133 74H130L129 76H133L134 77V79L133 80H135V79H137V81H136V83H135V81L133 82V81H131V82H129V80H131V77H128L129 79L127 80L126 78V80H127V82H129L126 86L127 87H122L123 89H125L126 90V93H124V95H126V97H134V99L133 100H136V98H138L139 100H140V102H142L141 104H142V106L139 108L138 107V109H137V107H136V109H137V111L133 108V106H134V104H137L136 102H134L133 100H130L131 98H129L128 100H126V99H122V100H120L119 98V100L122 102H124V103H121V104H119L120 103V101L119 100H117L119 103H118V105H117V103H115V102H113L115 105H117V107L118 108H116V106H113L112 104H111V106H113L115 109H117V111L115 110L114 111V113L113 114H110L109 115V112L107 113V111H106V113H105V109L106 108H102L103 106V104H104V106H105V104H106V106L109 104L108 103V101L106 100V103H104L105 102V100L103 101L102 99L101 100H99V98L101 97V96H99V95H101V94H99L98 96V99H97V96H95L93 93L96 91V90H94V89H86V91H89V90H92V91H90L89 93H92V95L90 94V95H86L85 97L83 96L82 97V95L84 94L83 93V91L85 90V88H84V90L82 91V95L80 96L81 98H79V95H80V93L79 92H77V93H75L76 91H79L78 89H76V91L75 90H73L72 89V95H73V93H75L74 95H73V101H72V97H71V94L69 95V96H66V98L67 97H70V99L71 100H69V101H72V102H69V103H71V104H73V102H76V103H74V104H76L75 105V107L74 106H70V107H74L73 109H72V111H74V112H77V114H71L72 112H71V110H70V108L69 107H67L66 105L67 104H69L68 102H67V99H66V102H67V104L66 105H64V107L67 109L65 112L66 113H68L69 112V110H70V117L69 118H73V116H75V118L77 117V116H83L84 117V115L86 116V115H88V116H86V117H88L89 119H91V118H98V117H102V119L103 118H108L109 117V119H108V121H110V125H111V127L109 126V128H111V130H113V131H111V132H114L115 134H118L119 133V131H120V129L122 128V127H126L127 128V130H121V134H122V132L123 131H126V134H124V136H119L120 138H118V137H116V135H115V137L116 138H118V143L117 144H119V143H126V145H127V147L124 149V150H119L118 149V151H117V155H116V157L118 158L117 159V162L113 165V166H110V167H106L107 168V170H105V169H103L104 170V172L106 171V172H109V173H112V172H116L117 174L119 173L120 174V176H121V174H124L125 172H126V170H130V171H132V172H139L140 173V169H142V173H137L138 175H135V178H134V183H133V185L131 184V186H132V188H137V189H139L141 186L142 187H144L145 188V194H144V197H145V199H146V201L148 200L147 199V196H150V198H151V196H152V198H157V199H159V200H161V201H159L158 200V204L156 205V206H153V205H151L152 206V209L151 208H149L148 210H144V213H146V214H148L149 216L147 217V218H149L150 216H152V217H150V219L151 218H155L154 220H161L162 218V214L163 213H166L167 214V216H169L168 214H171L170 212H172V204H173V202H175V201H177V200H181V199H179V198H177L176 196H174V194H175V189H174V187H172L171 185H170V183H169V181H170V179L172 178V176L173 175H177L178 173L180 174V171H181V169L184 167V166H186V171H185V175L188 177V180H189V182L190 183H194V185H192V186H198V184L200 185V186H205V184L203 185L202 184V182L204 181V180H208V178H211V180L213 181V180H215V179H218V178H220L221 177V173H224V171L226 170L225 169V160H226V158H228L229 157V150L227 151V147L225 148L224 147V145H225V143H226V140H228V138L229 137H231V135L233 134L232 133V130L233 131H239L240 130V132H241V130L242 129H240L239 127H240V125L238 124V122L236 123V122H234V121H232L231 119H230V116H228V115H223L222 113H220L219 112V106H221L220 104H222V102L220 101L221 99L219 98V101H218V98H216L217 99V101L215 100V99H211V98H209L207 95H206V93L208 92H204L203 90L201 91L200 90V95H199V97H198V95L197 96H193V93H194V91L192 92L191 91V88L192 89H194L196 86H198L199 88L198 89H201L200 88V84L201 83H203L204 81H200V79H199V77L197 76V77H195V76H193V78L191 79V80H189L188 78H186V79H184L183 78V80H182V78H181V76L179 77V75H178V77L179 78H175V77H172L170 74H173V72H171V73H168V72H164V71H162L161 70V68L162 67H160V69L159 70H161V72H160V78H159V76H157L158 74H157V72H153V70L156 68V66H158V68H159V64L158 65H156L155 66V64L154 63H152L151 65H152V69L154 68L153 67V65L155 66V68L152 70L151 68V70H149V69H144V71H143V73H140V71H139V68L138 67H141V69H143V68H145V67H143V66H146L147 65ZM179 63V62H178ZM200 63V64H201ZM213 63V62H212ZM212 63H211V68L213 67L212 66ZM215 63V62H214ZM96 64H98V63H96ZM107 64V63H106ZM105 64V65H106ZM111 64H107L108 65V67L110 68V65ZM111 65V68L115 65ZM134 64V63H133ZM132 64V65H133ZM202 64V65H203ZM210 64V63H209ZM45 65V64H44ZM106 65V66H107ZM150 65V66H151ZM203 65V66H204ZM214 65V64H213ZM46 66V65H45ZM48 66V65H47ZM138 66V67H137ZM148 66V65H147ZM37 67V66H36ZM39 67V66H38ZM37 67V68H38ZM50 67V66H49ZM104 66H102V68H103ZM116 67V66H115ZM193 67H195V66H193ZM202 67V66H201ZM208 67V71H206V72H208V75H209V73H210V71H211V69H210V71H209V66H207ZM10 68H12V67H10ZM13 68H14V66H13ZM12 68V69H13ZM53 68H55V67H53ZM73 68V67H72ZM70 69V70H74V69ZM102 68L100 69L101 71H102ZM105 68V67H104ZM103 68V69H104ZM146 68H149V67H146ZM242 68H245V69H242ZM50 69V68H49ZM131 69V70H132ZM140 69V70H141ZM168 69V68H167ZM194 69V68H193ZM197 69V68H196ZM204 69H205V66H204ZM243 70V72L241 71V70ZM14 70H15V68H14ZM37 70V69H36ZM70 70H69V72H70ZM105 71H106V69H104ZM152 71V72H150V74H149V76H151L152 78L154 77V74H155V76L156 77H154V79L155 78H159V79H156V81L153 79V80H150L151 78L147 75V74H145L144 72H146V71ZM165 70V69H164ZM170 70V69H169ZM184 70V69H183ZM203 70V69H202ZM58 71V73H60L59 72V70H57ZM57 71H55V72H57ZM71 71V72H72ZM77 71H80L81 72V69H80V67H79V69L77 70ZM148 71H147V73H148ZM155 71H156V69H155ZM158 71V70H157ZM171 71V70H170ZM200 72H201V69L199 70ZM205 70H203V72H204ZM232 71V72H233ZM68 72V71H67ZM75 72H76V70H75ZM74 72V73H75ZM130 72V73H131ZM142 72V71H141ZM248 72V73H249ZM38 73H39V71H38ZM62 73V72H61ZM79 73V72H78ZM77 73V74H78ZM183 72H181V74H182ZM185 73V72H184ZM18 74V73H17ZM32 74V73H31ZM36 74V73H35ZM52 74V73H51ZM56 74V73H55ZM66 74V73H65ZM71 74V73H70ZM180 74V75H181ZM187 74V73H186ZM206 73H204V76H206L205 75ZM19 75H21V73L19 74ZM18 75V76H19ZM34 75V74H33ZM69 75V74H68ZM72 75H73V72H72ZM78 75H80V74H78ZM81 75H82V77H83V74L81 73ZM153 75V76H152ZM183 75V74H182ZM188 75V74H187ZM207 75V76H208ZM17 76V77H18ZM55 75H53V77H54ZM66 76V75H65ZM74 76H76V75H74ZM73 76V77H74ZM128 76V75H127ZM189 76V75H188ZM211 76V75H210ZM251 76H252V74H251ZM53 77H52V79H53ZM58 77H59V75H58ZM58 77H54V79L56 78V81L55 82H57V79H58ZM67 77V76H66ZM76 77H80V76H76ZM75 77V79H79L80 81H81V79H82V77L81 78H76ZM132 77V78H133ZM137 77V76H136ZM182 77H185V75L184 76H182ZM244 77V78H245ZM253 77H254V80H255V76L253 75L252 76V78L251 77H249V78H251V80L253 79ZM260 77V76H259ZM150 78V79H149ZM181 78V79H180ZM194 78H197L198 80H194ZM207 79L208 77H203V79ZM211 78H212V76H211ZM222 78V77H221ZM221 78H219V80L221 79ZM50 79V78H49ZM124 79V80H125ZM206 79H205V81H206ZM214 79V78H213ZM257 79H261V78H256V80ZM23 80V79H22ZM22 80H20L19 79V82L20 81H22ZM67 80V79H66ZM123 80V81H124ZM125 80V81H126ZM217 80V79H216ZM248 80V79H247ZM246 80V81H247ZM256 80H255V82H256ZM63 81V80H62ZM78 81V80H77ZM212 81V80H210L209 78H208V81H206V83L208 84V85H205V86H210V82ZM220 81H222L223 82V80L221 79ZM253 81V80H252ZM18 81H16V83H17ZM53 82V81H52ZM64 82V81H63ZM63 82H62V84H63ZM102 82V81H101ZM201 82V83H200ZM254 82V83H255ZM258 82H260L259 80H258ZM9 83V82H8ZM16 83H15V85H16ZM22 83V82H21ZM21 83H18V84H21ZM75 84V82L73 81V82H70V86L69 87H71V84ZM77 83V82H76ZM80 83V82H79ZM99 82H97V85L98 86H100V85H103V86H105V84L103 83V84H101L100 83V85L98 84ZM120 83H122V82H120ZM205 83V84H206ZM246 83H248V82H246ZM53 85L55 84V83H52ZM57 84V83H56ZM73 84V85H74ZM82 84V83H81ZM81 84H79V85H81ZM114 84H117V83H114ZM124 84H126L125 82H123L122 83V85L123 86H125ZM211 84H213V82H211ZM218 84H219V82H218ZM220 84H222V86H225V85H223V83H220ZM249 85H250V83H248ZM252 84V83H251ZM11 85H13V83H11ZM22 85V84H21ZM53 85H52V87H53ZM58 85H59V83H58ZM95 86H96V84H94ZM119 85V84H118ZM118 85H116V87L118 86ZM203 85H204V83H203ZM216 85V84H215ZM239 85V86H238ZM247 85V84H246ZM246 85H244V86H246ZM17 86V85H16ZM19 86V85H18ZM17 86V87H18ZM56 86V85H55ZM62 86V85H61ZM114 86V85H113ZM120 86V85H119ZM204 86V87H205ZM217 87H219L218 85H216ZM215 86V87H216ZM20 88L21 87H23V86H19ZM59 87H60V85L58 86V89H59ZM63 87V86H62ZM61 87V88H62ZM97 87V86H96ZM96 87H95V89H96ZM214 87V86H213ZM56 89H57V86L55 87ZM60 88V89H61ZM81 88V87H80ZM101 88V86L99 87V89ZM120 88H121V86H120ZM120 88L118 87L117 89H118V91H117V93L118 92H120L121 90H120ZM223 88V87H222ZM242 88V87H241ZM245 88L246 87H244V89H243V91L245 90ZM250 88V87H249ZM252 88V87H251ZM249 89V90H252V89ZM54 89V88H53ZM55 89V90H56ZM58 89L56 90V91H58ZM65 89V88H64ZM64 89H63V91H64ZM71 89V88H70ZM99 89H97V90H99ZM103 89H105V88H103ZM116 89V88H115ZM114 89V90H115ZM190 89V93L188 92V90ZM197 89V90H198ZM208 89V88H207ZM214 89V88H213ZM220 89V88H219ZM219 89H217V90H219ZM247 90H245V91H248V88H246ZM20 90V89H19ZM81 90V89H80ZM94 90V91H93ZM101 90V89H100ZM120 90V91H119ZM212 90V89H211ZM210 90V88H209V91H211ZM242 90V89H241ZM254 90V89H253ZM62 91V90H61ZM75 91V92H74ZM86 91H85V94H86ZM106 91V90H105ZM123 91V90H122ZM216 91V90H215ZM222 91H223V89H222ZM240 91V90H239ZM244 91V93H246ZM60 92V91H59ZM96 92H99V91H96ZM191 92H192V94H191ZM196 92V91H195ZM249 92V91H248ZM251 92H254V91H251ZM250 92V93H251ZM65 93V92H64ZM88 92H87V94H89ZM100 93V92H99ZM121 93H123V92H120V94ZM187 93H188V95H190V96H188L187 95ZM208 93H210V92H208ZM220 93V92H219ZM69 94V93H68ZM98 94V93H97ZM96 94V95H97ZM195 94V93H194ZM198 94V93H197ZM210 94H212V93H210ZM238 94V93H237ZM242 94V93H241ZM240 94V95H241ZM253 94V93H252ZM251 94V95H252ZM63 95H65V94H63ZM124 95H120V98H122V96L125 98V96ZM196 95V94H195ZM218 96H220L219 94H217ZM246 95V94H245ZM264 95V94H263ZM62 96V95H61ZM105 96V95H104ZM104 96H102L101 98H105ZM217 96V97H218ZM231 96H233V97H235V95H231ZM249 96V95H248ZM59 96H57V97H55V99L56 98H58ZM65 97V96H64ZM116 97H119V95L118 96H116ZM213 97H216V96H213ZM223 97V96H222ZM221 97V98H222ZM251 97V96H250ZM255 97V96H254ZM262 97H264V96H262ZM261 97V98H262ZM63 98V97H62ZM62 98H61V101H62ZM224 98V97H223ZM237 98H238V96H237ZM246 98V97H245ZM260 98V99H261ZM60 98H58L57 100L58 101H60L59 100ZM226 99V98H225ZM239 99V98H238ZM259 99V98H258ZM50 100H51V98H50ZM56 100V101H57ZM115 100V99H114ZM157 100H160V102L162 101L163 103H160V102H158ZM224 100V99H223ZM230 100V99H229ZM229 100H227V101H229ZM246 100H247V98H246ZM263 100V99H262ZM52 101H55L54 100V98L52 99ZM51 101V102H52ZM60 101V102H61ZM102 101H103V103H102ZM116 101V100H115ZM132 101H133V103L134 104H132ZM137 101V100H136ZM156 101H157V103H156ZM213 101V102H212ZM241 101H242V99H241ZM258 102H259V100H257ZM140 102L137 104L138 106H140L139 104H140ZM214 102H216V103H214ZM252 102V101H251ZM54 103V102H53ZM57 103L58 102H56L55 104L57 105ZM62 104H64V101L63 102H61ZM233 103H236V101L235 102H233ZM245 103V102H244ZM244 103H242V105H244ZM246 103H247V101H246ZM254 103H256L257 104V102H255L254 101ZM263 103H264V101H263ZM227 104V103H226ZM229 104V103H228ZM227 104V105H228ZM237 104V103H236ZM259 104V103H258ZM61 105V104H60ZM60 105H58V107L60 106ZM124 105V106H123ZM166 105V106H165ZM167 105H170V106H167ZM224 105V104H223ZM241 105V106H242ZM260 105H262V102H260ZM69 106V105H68ZM102 106V107H101ZM105 106V107H106ZM171 106H172V108H174V109H177V110H179V112H180V116H181V118H183V119H189V120H186V121H188V124H189V126H190V123H192V125H193V123H194V125H195V128H192V129H194V131H191V130H189V132L188 133H185L186 135H184V132H183V135L181 136H176V135H172L170 132V134L168 133L167 135H164L163 133H164V131H166L167 132V128L169 129V127L170 126H172V125H174L175 123L177 124L178 123V121L176 122V120H177V117L175 116V113L174 112H169V110H167L168 108L170 109L171 108ZM244 106H246V105H244ZM125 107V108H124ZM166 107H168L167 109H166ZM238 107H240L239 105H238ZM238 107H237V109H238ZM247 107H248V105H247ZM246 107V108H247ZM253 107V106H252ZM256 107H260V106H256ZM256 107H255V105H254V107L253 108H255L256 109ZM262 107V106H261ZM65 108H64V110H65ZM68 108H69V110H68ZM112 109V107H110V105L109 106H107V109ZM120 108V109H119ZM127 108V109H126ZM171 108V109H172ZM220 108H222V106L220 107ZM226 108H227V106H226ZM226 108H222L223 110L225 109V111H227V109ZM231 108H232V106H231ZM233 108H234V105H233ZM256 109V111L258 112V110H259V112H261V110L260 109ZM62 109V108H61ZM106 109V110H107ZM109 109H108V111H109ZM229 110H230V108H228ZM235 109V108H234ZM236 109V110H237ZM59 110V109H58ZM64 110H62V111H64ZM119 110V111H118ZM176 110V112H178ZM249 112H250V107H249ZM247 110V111H248ZM57 111V110H56ZM171 111V110H170ZM172 111H173V109H172ZM175 111V110H174ZM255 111V110H254ZM255 111V112H256ZM59 112V111H58ZM60 112H61V110H60ZM244 112V111H243ZM248 112V113H249ZM251 112H252V114L253 115H258L259 113H253V109H251ZM251 112L249 113V114H251ZM66 113H65V115H66ZM111 113V112H110ZM224 113V112H223ZM64 114V113H63ZM107 114H108V116H107ZM227 114V113H226ZM237 114V116H239L238 115V113H236ZM244 114V113H243ZM251 114V118H253V115ZM62 115V114H61ZM69 115H67V116H69ZM77 115V116H76ZM177 115V114H176ZM260 115V114H259ZM72 116V117H71ZM89 116H91V117H89ZM97 116V117H96ZM227 116V117H226ZM242 116V115H241ZM62 117H65V116H62ZM61 116H60V118H62ZM84 118L85 120L87 119V121L89 120L88 118ZM234 117V116H233ZM232 117V118H233ZM208 118L210 119V120H212V121H210V120H208ZM7 119V118H6ZM64 119H67L66 117L65 118H63V120ZM77 119V120H76ZM75 120H74V122L75 121H77V122H79L78 121V119L80 120V118H76ZM101 119V118H100ZM99 119V120H100ZM105 119V120H106ZM226 119H227V121H226ZM233 119H235V118H233ZM248 119H249V117H248ZM254 119V118H253ZM62 120V119H61ZM70 120V119H69ZM92 120V119H91ZM229 120V121H228ZM250 120V119H249ZM259 120V119H258ZM10 121H12L11 119H10ZM66 120H64V122L63 123H66L65 122ZM90 121V120H89ZM95 121L96 120H92V121H90V122H88V123H85L86 124V127H84V129L85 128H88L89 129V127H92V126H96V129L94 128V127H92V130H96L97 131V126L99 125H97V123H98V119H97V121H96V124H95ZM102 122H105L104 121V119L103 120H101ZM101 121H99V123H100V130H99V128H98V132L100 133H102V129L103 128H105L106 127V129L108 130L109 128H107V126L109 125H107L106 126V124H105V127H104V123H103V125L101 124ZM260 121V120H259ZM259 121H257V122H259ZM81 122V121H80ZM79 122V123H80ZM91 122H94V123H92L91 124ZM181 122V121H180ZM179 122V123H180ZM252 122V121H251ZM108 123V122H107ZM187 123V122H186ZM260 123H262L261 121H260ZM67 124V123H66ZM181 124V123H180ZM184 124V123H183ZM182 124V125H183ZM256 124L258 125V123H256V122H253V125L251 124L249 127H246L247 129H244L243 131H242V133L241 134H243V135H241V134H239L238 133V135L240 136H245L244 138H246V140H244L246 143H247V149L249 150L250 148V140H251V138H257L260 134H261V132H259L258 133V131L259 130H256L255 131V127H256ZM61 125V124H60ZM63 125V124H62ZM89 125V126H88ZM90 125H92V126H90ZM186 125V124H185ZM193 125V126H194ZM12 126V125H11ZM64 126V125H63ZM66 126V125H65ZM64 126V129L66 128ZM72 125H70V127H71ZM80 126V125H79ZM175 126V125H174ZM248 126V125H247ZM264 126V125H263ZM8 127H10V126H8ZM68 127H69V125H68ZM67 127V131H69V133L70 132H72V131H70V130H73V129H70V128H68ZM78 127V126H77ZM77 127H73L74 128V130H76V128ZM103 127V128H102ZM177 127V126H176ZM183 127H186V126H183ZM242 127V126H241ZM13 128V127H12ZM11 128V129H12ZM60 128V127H59ZM62 129H63V127H61ZM114 128V129H113ZM115 128L117 129L118 128V130L116 131L115 130ZM120 128V129H119ZM234 128H236V129H234ZM239 128V129H238ZM244 128H245V126H244ZM256 128H258V126L256 127ZM262 128V127H261ZM78 129H80V128H78ZM91 129V128H90ZM172 129V128H171ZM259 129V128H258ZM60 130V129H59ZM73 130V131H74ZM83 130V129H82ZM86 130V129H85ZM84 130V132H86V133H88L89 134V132L91 133V131L89 130V132H87L88 130H86L85 131ZM106 130V132H108V131H110V129L107 131ZM170 130V129H169ZM168 130V131H169ZM11 131H13V130H11ZM60 131H62V130H60ZM77 131V130H76ZM75 131V132H76ZM103 133H105V134H108V133H106L105 132V130L103 129ZM117 133H116V132ZM191 131V132H190ZM236 131V132H237ZM2 132V131H1ZM0 132V133H1ZM17 132V131H16ZM75 132L73 133V135H71V136H76V135H78L79 133V131H77L76 132V134H75ZM84 132L82 133L81 132V130H80V133H82L83 135H84ZM94 132V131H93ZM92 132V133H93ZM165 132V133H166ZM181 132V131H180ZM3 133V132H2ZM12 133V132H11ZM11 133H9V134H11ZM13 133H15V130H14V132ZM63 133H64V131H63ZM78 133V134H77ZM95 133V132H94ZM123 133H125V132H123ZM65 134V133H64ZM105 134H103V135H105ZM178 134V133H177ZM180 134H182V133H180ZM235 134V133H234ZM237 134V133H236ZM66 135H67V133H66ZM83 135H81V136H83ZM95 135H96V133H95ZM100 135H102V134H100ZM110 135V134H109ZM109 135H107V136H109ZM112 135V134H111ZM113 135V136H114ZM263 135V134H262ZM8 135H6L5 136V134H0V148L2 149V147L3 148H5L3 145H5V146H8L9 144H10V142L12 141V140H16V137L15 136H13V135H11V136H8ZM13 136V137H12ZM71 136H69V137H71ZM80 136V135H79ZM78 136V138H80ZM87 136V135H86ZM86 136H83V138H85ZM97 137H99L101 140H107V138H108V140L107 141H110V142H113L114 141V138L113 139H109V137H106V139H103V138H101V136H98V135H96ZM64 137V135L61 137V138H63ZM88 137V136H87ZM103 137H105V136H103ZM237 138H239L238 136H236ZM65 138V137H64ZM63 138V139H64ZM77 138V137H76ZM236 138V139H237ZM243 138V139H244ZM240 139V138H239ZM258 139H260V137H258ZM258 139H256V141L258 140ZM115 140H117V139H115ZM240 140H242V139H240ZM232 141V140H231ZM243 141V140H242ZM261 141H264L263 139L261 140ZM116 142V141H115ZM115 142H113L112 144H114ZM181 142H185V144H189V146L191 145V144H194L196 147H192V148H190V147H187L185 150H179V151H177V152H175V154L174 155H172L171 157H166L165 156V154H163V153H153L151 150H150V146L152 147V146H154V147H160V148H165V147H168V146H172V145H174V146H176L177 144H180ZM233 142V141H232ZM231 142V143H232ZM260 142V141H259ZM12 143H16V142H12ZM176 144V145H175ZM182 144H184V143H182ZM229 144H230V142H229ZM122 145V144H121ZM120 145V146H121ZM227 145V144H226ZM232 145V144H231ZM245 145V144H244ZM119 146V147H120ZM185 146H187V145H185ZM193 146V145H192ZM230 146V145H229ZM118 147V148H119ZM182 147V146H181ZM153 148V147H152ZM169 148V147H168ZM154 149V148H153ZM167 149V148H166ZM217 150V151H215V152H213L212 150ZM230 149V148H229ZM233 149H234V147H233ZM178 150V149H177ZM219 150V151H218ZM248 150H243L242 151V149H240V151L243 153V152H246V151H248ZM251 150H253V149H251ZM164 151V150H163ZM210 151H212L214 154H216V155H214L215 157H214V159L213 160H211L210 159V157L208 156V152H210ZM232 151H234V153L232 152ZM240 151L237 149H234V150H230V153L232 152L233 153V156H235V154L237 155V153L239 152L240 153ZM18 152H22V154L21 155H19L18 153V155L20 156V159H21V156H22V158H23V151H18ZM39 152H40V150H39ZM251 152H253V151H251ZM9 153V152H8ZM40 153H43V152H40ZM165 153H167L166 151H165ZM232 153H231V157H233L232 156ZM242 153H240L239 155H241V156H243V154ZM247 153V152H246ZM39 154V153H38ZM248 154V153H247ZM9 155V154H8ZM39 155H41V154H39ZM42 155H46L45 153L44 154H42ZM41 155V156H42ZM246 155H244V157H245ZM42 157H45V156H42ZM46 157L47 158H50V156H47L46 155ZM213 157V156H212ZM46 158V159H47ZM207 158H209V160L207 159ZM259 159V162L260 163H262L263 164V166H264V156H261L260 158H258ZM49 160V159H48ZM207 161L208 162H210V164L208 165V163H207ZM236 161V160H235ZM137 162H140V163H137ZM227 162V161H226ZM259 163V164H260ZM257 165V164H256ZM257 167H258V165H257ZM257 167L255 166V165H253V170H258L257 169ZM38 169H40V172L39 173H37V172H35V171H33L32 173L33 174H35V176L33 177V178H39V177H42V176H44L43 175V172H42V168H40V167H38L37 168V170ZM111 170V171H108V170ZM100 170H101V168H96V169H94L93 171H91L90 173L89 172H87V173H89V174H93V173H95V175L97 176L98 174H97V172L99 171V174H100ZM185 170V169H184ZM63 171H65V169L63 170ZM130 171H128V172H130ZM255 171V172H256ZM263 171V170H262ZM262 171H261V173H262ZM68 171H67V169H66V171H65V173H67ZM102 172V171H101ZM105 172V173H106ZM114 172V175H116V173ZM69 173V172H68ZM86 173V174H87ZM108 173V174H109ZM162 173H164L165 175L163 176L164 178L162 179V180H159L157 177H158V175L159 174H162ZM258 173V172H257ZM102 174V173H101ZM119 174L118 175H116V176H119ZM126 174V173H125ZM178 174V175H179ZM229 174V173H228ZM113 175V174H112ZM130 175V174H129ZM157 175V176H156ZM80 176V175H79ZM94 176V175H93ZM130 176H132V175H130ZM86 177H87V175H84V176H81V177H79L78 179H77V183H80V182H82V181H84L85 179H86ZM129 178H131V177H129ZM131 179H133V178H131ZM263 179V178H262ZM30 180V177L29 176H27V177H25L24 179H23V181L24 182H27V181H29ZM76 180V179H75ZM211 181V182H212ZM264 180H262V188H263V195H262V201H264V182H263ZM73 183H74V181H73ZM76 183V182H75ZM209 184V183H208ZM195 188V187H194ZM201 188V187H200ZM205 188V187H204ZM203 188V189H204ZM133 190V189H132ZM144 190V189H143ZM200 190V189H199ZM138 191V190H137ZM154 196V197H153ZM142 197V196H141ZM138 198H139V205H145L146 203H144V199L142 198H140L139 196H138ZM185 198V197H184ZM183 198V199H184ZM54 201V202H53ZM52 202H53V205H55L56 206V208L52 211V212H50L49 214H47V216H46V218H53L54 216H56V214H58V213H60L61 211H65V209L67 208H70V207H72V206H74V204L75 203H77V202H82V204L84 203V205H85V203H86V201H87V198H86V196L84 195H82V193H81V191H79V190H77V189H75L73 192H70L69 190H67V189H62V190H60L59 191V193H58V195H57V197L53 200ZM187 202V200H185L184 199V202L183 203H186ZM148 202V201H147ZM161 202V203H160ZM182 203V201H181V204H183ZM153 204V203H152ZM188 203H186V205H187ZM141 206L142 207V209H145L144 208V206ZM184 206H186L185 204H183ZM189 205V204H188ZM138 206V205H137ZM147 206H148V204H147ZM150 205H149V207H151ZM182 206V205H181ZM184 206H183V208H184ZM136 207V206H135ZM175 207V206H174ZM174 207H173V210H174ZM178 207V206H177ZM138 208H140V207H138ZM148 208V207H147ZM155 208V209H154ZM189 208H190V206H189ZM134 209H136V208H134ZM141 209V208H140ZM141 209V211L143 212V210ZM103 210V209H102ZM139 210V209H138ZM185 210V209H184ZM103 211H101V213H102ZM142 212H141V214H142ZM167 212H169V213H167ZM184 212H186V214H185V216H184V218H182V219H180V217H179V220H177L178 222H176V225H175V227L173 228L174 229V232L175 233H177V234H179L180 232L182 233L183 231L184 232H186L187 234H188V236L190 235V237H191V232L193 233L194 232V221H196L197 220V218H196V220H195V217H194V211H193V209H187V206H186V210L184 211ZM144 213H143V215H144ZM264 213V212H263ZM97 214H100V211L99 212H97ZM96 215V214H95ZM143 215H141V216H143ZM164 215V214H163ZM263 215V214H262ZM166 216V217H167ZM146 218V217H145ZM255 218V217H254ZM261 218H263L262 216H261ZM257 220V219H256ZM264 220V219H263ZM156 221V222H157ZM164 221V220H163ZM158 223H159V221H158ZM249 223V222H248ZM252 223V222H251ZM250 223V224H251ZM256 223V222H255ZM261 223H262V221H261ZM264 223V222H263ZM161 224V223H160ZM171 224V223H170ZM242 225V224H241ZM256 225V224H255ZM254 225V226H255ZM263 225V224H262ZM261 225V226H262ZM60 227H61V225H59ZM164 226V225H163ZM165 226H166V224H165ZM168 226V225H167ZM245 225H243V227H244ZM264 226V225H263ZM169 227V226H168ZM241 227V226H240ZM248 227V226H247ZM247 227H245V228H247ZM48 228L50 229V226H47V228L45 227V228H35V230H34V234H35V236H36V238H37V241L38 240H40L42 237H43V235L46 233V230H48ZM250 228V227H249ZM27 229V228H26ZM29 229V228H28ZM56 229H57V226H56ZM248 229V228H247ZM254 229V228H253ZM30 230H32V229H30ZM26 231H29V230H26ZM25 229L24 230H22L19 234H17V235H15V236H13L12 238H11V240H10V242H9V244H8V248H9V250H10V252H12V253H14V254H7L8 255V257L9 258H11L13 261H17V260H19V259H21V257H26L27 259H30V258H32V257H34V256H36V257H38L39 256V254H24V253H26V252H30L31 250H32V247H34V244L33 243H30L29 241H26L25 240V238H27L28 236L26 235V234H24L25 232ZM33 231V230H32ZM170 232V231H169ZM172 232H173V230H172ZM264 232V231H263ZM56 233V232H55ZM55 233H51V239L54 237V234ZM59 233V232H58ZM174 233V234H175ZM167 234H169V233H167ZM185 235V234H184ZM182 236V235H181ZM180 236V237H181ZM175 238V237H174ZM173 238V239H174ZM195 238V237H194ZM54 239V238H53ZM80 240H82V238L80 237V236H78V235H70V238H69V240L67 241V243H65L66 245L67 244H70V243H72V242H82V241H80ZM85 241V240H84ZM255 241V240H254ZM259 241V242H258ZM258 241H256L255 243H258L257 244V246H252V244H253V242H252V244H250L252 247H256L257 248V251H258V249L259 250H261L262 252H264V235H263V237H261V239H260V237L258 238ZM83 243V242H82ZM186 243V242H185ZM66 245H64V247H63V249H65L66 250ZM254 245V244H253ZM250 246V247H251ZM246 247V246H245ZM185 247H183V249H184ZM188 248V247H187ZM247 248H249V247H247ZM186 249V248H185ZM189 249V248H188ZM240 249V248H239ZM64 250V251H65ZM249 250V249H248ZM188 251V250H187ZM251 251H256V250H251ZM250 251V252H251ZM261 251H259V252H261ZM261 252V253H262ZM43 259V257H41L39 260H42Z\"/></svg>",
    "mask_w": 264,
    "mask_h": 264
}]
</instances>
